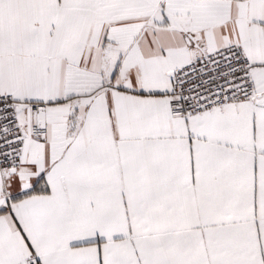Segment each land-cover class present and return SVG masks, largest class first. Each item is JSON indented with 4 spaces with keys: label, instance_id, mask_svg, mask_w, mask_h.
I'll list each match as a JSON object with an SVG mask.
<instances>
[{
    "label": "snow or ice",
    "instance_id": "snow-or-ice-1",
    "mask_svg": "<svg viewBox=\"0 0 264 264\" xmlns=\"http://www.w3.org/2000/svg\"><path fill=\"white\" fill-rule=\"evenodd\" d=\"M0 264H264V0H0Z\"/></svg>",
    "mask_w": 264,
    "mask_h": 264
}]
</instances>
